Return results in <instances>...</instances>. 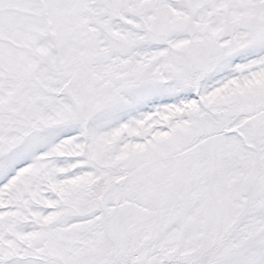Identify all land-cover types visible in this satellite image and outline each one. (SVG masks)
Returning a JSON list of instances; mask_svg holds the SVG:
<instances>
[{"label": "snow or ice", "instance_id": "snow-or-ice-1", "mask_svg": "<svg viewBox=\"0 0 264 264\" xmlns=\"http://www.w3.org/2000/svg\"><path fill=\"white\" fill-rule=\"evenodd\" d=\"M0 264H264V0H0Z\"/></svg>", "mask_w": 264, "mask_h": 264}]
</instances>
